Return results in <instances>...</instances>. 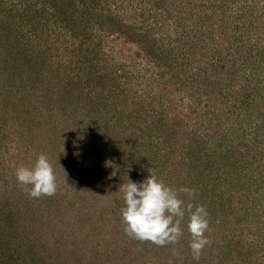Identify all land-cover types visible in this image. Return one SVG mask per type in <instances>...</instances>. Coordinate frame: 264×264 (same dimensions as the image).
<instances>
[{"label":"rangeland","instance_id":"obj_1","mask_svg":"<svg viewBox=\"0 0 264 264\" xmlns=\"http://www.w3.org/2000/svg\"><path fill=\"white\" fill-rule=\"evenodd\" d=\"M149 168L207 210L198 261L187 211L176 244L125 234ZM0 264H264V0H0Z\"/></svg>","mask_w":264,"mask_h":264},{"label":"clouds","instance_id":"obj_2","mask_svg":"<svg viewBox=\"0 0 264 264\" xmlns=\"http://www.w3.org/2000/svg\"><path fill=\"white\" fill-rule=\"evenodd\" d=\"M150 175L139 184L129 180L120 190L124 192V207L121 215L125 224V234L137 241L151 242L158 247L176 244L183 231L180 224L187 211L189 214L188 231L191 235L190 249L193 259L199 260L205 246L210 243L205 233L209 230L208 212L203 206H184L178 198V192L158 180L154 169H148ZM16 179L25 186L29 197L54 196L57 191L54 169L45 154H40L34 167H19ZM28 186H31L30 188ZM189 198L194 190L181 188ZM174 255H179L174 251Z\"/></svg>","mask_w":264,"mask_h":264}]
</instances>
